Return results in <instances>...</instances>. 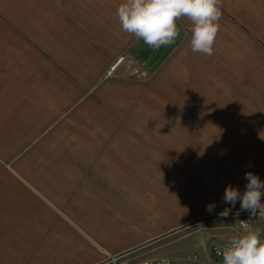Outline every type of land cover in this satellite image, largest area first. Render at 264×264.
<instances>
[{
    "label": "rangeland",
    "instance_id": "rangeland-1",
    "mask_svg": "<svg viewBox=\"0 0 264 264\" xmlns=\"http://www.w3.org/2000/svg\"><path fill=\"white\" fill-rule=\"evenodd\" d=\"M3 1L0 29L11 24L7 29L37 33L40 25L34 20L57 15L56 1L15 0L13 4L12 0L10 5ZM8 17L17 21L9 23ZM182 41L176 39L173 46ZM36 43L41 45L40 33ZM147 56L129 64L124 63L127 56L120 55L106 71V83L91 93V86L82 87V98L87 100L79 108L80 131L75 137L85 149L111 145L113 160L106 166L81 167L82 177L93 179L95 173L112 170L106 187L114 201L108 222L114 232L129 229L130 235H136L123 254L131 264L155 260L223 264L213 259L211 245L241 235L242 219L251 217L250 227L259 229L264 239V214L253 217L241 209L239 200L234 207L224 200L228 186L241 194L246 191V173L264 182V78H252L248 70L195 69L200 64L186 62L181 53L177 58L163 52ZM121 58L122 64L111 71ZM77 110H68L48 129L50 134L28 149L26 145L10 163L42 156V147ZM88 151H82V158ZM0 156L2 173L31 168L12 166ZM126 159L134 162L123 164ZM72 168L55 164L41 171L55 174L66 169L68 173ZM209 205H215L211 212ZM225 208L231 211L221 217ZM98 210L100 216L108 207Z\"/></svg>",
    "mask_w": 264,
    "mask_h": 264
},
{
    "label": "crops",
    "instance_id": "crops-1",
    "mask_svg": "<svg viewBox=\"0 0 264 264\" xmlns=\"http://www.w3.org/2000/svg\"><path fill=\"white\" fill-rule=\"evenodd\" d=\"M51 1L57 2V15L34 20L40 25L37 33L7 29L11 24L0 29V155L12 166H31L23 173H2L0 164V264H105L127 252L136 235L129 229L114 232L108 222L114 201L106 187L112 170L82 177L85 165L113 162L111 145L85 149L75 137L79 108L87 100L82 87L96 91L120 55L127 56L124 63L135 64L140 55L162 52L174 58L183 54L186 62L200 64L195 69L248 70L250 77L264 78V0H220L222 17L210 56L191 51L187 18L177 21L179 47L173 46L175 40L154 50L121 30L117 8L124 0ZM75 107L76 116L42 147V156L10 163ZM84 150L94 157L82 158ZM55 164L73 168L41 171ZM107 207L99 216L98 209Z\"/></svg>",
    "mask_w": 264,
    "mask_h": 264
},
{
    "label": "clouds",
    "instance_id": "clouds-1",
    "mask_svg": "<svg viewBox=\"0 0 264 264\" xmlns=\"http://www.w3.org/2000/svg\"><path fill=\"white\" fill-rule=\"evenodd\" d=\"M121 30L148 47L156 50L172 45L180 31L177 21L187 18L191 22L190 49L193 53L212 55L222 17L220 0H124L117 8ZM246 191L241 194L228 186L224 200L233 207L239 200L242 210L251 216L264 214V182L256 175L246 173ZM215 205H209L211 212ZM231 209L219 215L227 217ZM244 231L232 237L223 249L217 250L223 264H264V239L259 229H252L249 221H240Z\"/></svg>",
    "mask_w": 264,
    "mask_h": 264
},
{
    "label": "built area",
    "instance_id": "built-area-1",
    "mask_svg": "<svg viewBox=\"0 0 264 264\" xmlns=\"http://www.w3.org/2000/svg\"><path fill=\"white\" fill-rule=\"evenodd\" d=\"M122 58L120 60H118L112 67L111 71L115 70L121 63H122ZM241 221H249V225L251 226V221L252 218L248 217V218H244ZM241 228L243 229L241 223H240ZM228 244V242L226 243H219V242H213L211 245V253H212V257L216 262H221L223 263L222 260V256H218L217 255V250L218 249H223L226 245ZM105 264H131L125 256H116V257H112L109 259V261ZM138 264H171L170 261L168 260H155V261H146V262H140Z\"/></svg>",
    "mask_w": 264,
    "mask_h": 264
}]
</instances>
